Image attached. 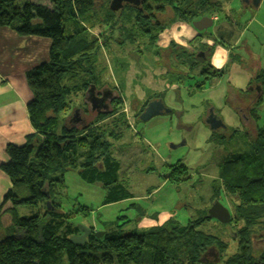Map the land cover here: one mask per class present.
Instances as JSON below:
<instances>
[{
    "label": "trees",
    "instance_id": "obj_1",
    "mask_svg": "<svg viewBox=\"0 0 264 264\" xmlns=\"http://www.w3.org/2000/svg\"><path fill=\"white\" fill-rule=\"evenodd\" d=\"M72 1L74 7L68 13L69 0H25L23 4L18 0H0L1 26L10 27L21 36L51 39L48 60L26 72L33 93L27 109L34 132L23 144H7L8 158L0 165L11 182L0 201V223L9 225L0 236V264H64L65 257L68 264H264V117L259 113L264 103V69L249 87L230 90L226 96L227 103L242 116L247 140L242 150L241 147L240 151L230 152L218 164V177L211 180L212 203L216 199L223 202L222 195L233 203L232 219L223 225L235 232L229 235V230V236L226 235L237 243L235 252L227 254L230 246L227 237L200 229L213 219L208 212L186 223L170 218L144 232L122 234L108 230L98 237L92 231L84 244L70 241L72 235L82 234L73 222L74 216H87L89 207L65 209L62 196L66 171L77 169L86 181L100 182L108 193L105 204L118 202L133 197L126 181L139 164L137 157L141 154L135 151L136 146H132L131 152L130 143L121 142L115 149V142L123 139L124 129L129 127L121 110L124 101L119 92L109 96L108 109L100 108L93 113V106L79 103L72 108L76 93L84 92L90 101L94 91L102 96L111 92L110 85L101 80V74L95 77V71L89 67L95 64L92 57L102 46L100 38L88 34V28L78 16L82 14L89 21L94 20L90 14L96 0ZM224 2L144 0L143 8L129 5L115 12L105 1L102 6H107L108 12L102 21L112 25L110 36L103 34L104 42L115 32L120 38L124 30L119 28L129 31L127 20H136L134 26L139 24L144 35L150 33L151 43L155 44L159 34L170 25L160 21L152 25L158 13L170 7L174 20L193 23L222 11ZM196 40L200 38L192 43ZM205 47L201 49L206 50L205 57H199L197 50L191 52L175 42L169 46L175 61L184 56L187 62L188 57L192 69L201 68L203 80L198 86L225 75L224 69L211 64L205 66L203 62L210 61L212 52ZM155 98L162 97L154 95L139 113ZM169 167L171 181L191 178L185 163L179 161ZM38 204L43 209L32 215L18 214L19 206Z\"/></svg>",
    "mask_w": 264,
    "mask_h": 264
},
{
    "label": "rangeland",
    "instance_id": "obj_2",
    "mask_svg": "<svg viewBox=\"0 0 264 264\" xmlns=\"http://www.w3.org/2000/svg\"><path fill=\"white\" fill-rule=\"evenodd\" d=\"M69 1L66 9L68 13L74 7L73 1ZM105 1L109 2L96 0L95 8L90 14L94 20L89 21L82 14L78 16L88 28V34L100 38L102 43L96 56L92 57L95 64L91 63L89 67L95 71V77L101 74V80L111 87L110 94L104 97V103L108 104L109 96L116 92L120 93L124 101L121 110L126 114L129 127L124 129L123 139L115 142V149L117 151V146L123 142L130 143L131 152L134 148L132 146H136L135 151L141 152L137 157L140 159L139 164L127 176L126 181L133 197L105 204L108 193L100 182H88L80 176L77 169H69L65 174L63 205L65 209L78 210L80 206H88V215L76 214L73 222L77 225L94 226L97 231L109 230L122 234L144 232L170 218L186 223L189 219L198 218L208 212L212 205L211 180L218 177V164L229 157L230 152L240 151L247 140L242 116L227 103L226 96L229 94L230 84L246 89L250 75H257L264 67V0L259 5H255L252 0H225L226 10L219 12L221 19L214 21L209 29L213 34L207 33L209 37L218 35L216 27L223 23V18L229 12L233 23L243 26L250 24L251 20L253 23L241 34L239 46L233 49L231 63L224 69L225 75L222 78L208 79L202 86H198L203 80L200 67L192 69L191 61L188 57L187 62L183 60L184 56L176 58L175 61L168 45L163 48L158 45L160 38L163 41L164 33H168L167 38L175 33V22H182L174 20L172 8L168 7L163 13H158L160 22L170 25L159 34L155 44L151 43L150 33L144 35L139 24L134 26L136 20H127L131 29L129 31L119 28L124 30L120 38L115 32L110 41L107 39L104 42L106 36L103 34L110 36L109 26L112 25H106L102 21L108 12L107 6H102ZM18 2L23 4L25 0ZM234 3L236 8H233L235 5L228 6ZM244 5V10L239 8ZM228 7L233 9L229 10ZM68 20L71 21L72 18L69 17ZM240 32L238 28L237 33ZM226 41L234 43V39ZM207 47L210 48L209 45ZM188 50L195 53L197 47L189 46ZM199 52L204 53L205 50H198L197 55ZM203 63L206 67L209 64L215 66L212 60ZM257 87L255 86L256 89ZM250 88L253 89L252 86ZM94 93L97 95L95 91ZM156 94L161 95L165 105L172 111L144 121L139 112L146 101ZM74 98L76 102L72 105L73 109L76 103L82 106L88 104L89 108L93 106V113L101 108L87 101L84 92L76 93ZM215 110L216 114L222 116L225 128L212 129L208 124V115L215 114ZM259 113L263 118L264 104L261 105ZM111 120L112 118L107 122ZM179 161L189 166L191 178L171 181L169 166ZM221 199L232 211L233 203L224 195ZM42 206L21 205L17 211L20 216H30L43 209ZM8 226L0 223V236ZM200 229L228 238L230 246L227 254L237 250V243L228 237L235 233L230 226L212 219ZM261 249L262 247L259 251ZM64 264H68L66 257Z\"/></svg>",
    "mask_w": 264,
    "mask_h": 264
},
{
    "label": "crops",
    "instance_id": "obj_3",
    "mask_svg": "<svg viewBox=\"0 0 264 264\" xmlns=\"http://www.w3.org/2000/svg\"><path fill=\"white\" fill-rule=\"evenodd\" d=\"M235 3L228 6L232 7ZM224 5L223 12L227 7L226 1ZM229 7L230 10L236 8L237 5L233 8ZM239 8L244 10L246 6ZM216 17L218 21L221 19L219 13L216 14ZM223 19H225L223 23L216 27L219 31L218 35H213V37L207 35L208 32L213 34L209 30L211 28L205 33L197 30L192 23L175 22V33L171 34L165 41L160 38L158 45L162 48L166 45L169 47L173 41L188 49L189 46L197 47V51L206 49L204 45H209L212 51L210 61L212 60L215 67L225 69L231 63L233 49L239 46L241 34L248 28V25H252L253 20L244 26L233 23L230 12ZM238 28L241 30L240 33H237ZM197 38L200 40H196L195 44L192 43ZM226 39H234V43H228ZM190 42L194 45H191ZM50 48L51 39L48 37L21 36L12 28L0 25V165L8 158L7 144H23L27 141L28 135L34 132L27 109L28 102L33 98V93L28 85L26 72L39 63L47 61ZM256 76L255 73L250 75L247 86ZM234 89L244 88L230 84L229 91ZM214 112L217 117L222 119L221 115L216 114V110ZM10 186L9 178L0 168V201Z\"/></svg>",
    "mask_w": 264,
    "mask_h": 264
},
{
    "label": "water",
    "instance_id": "obj_4",
    "mask_svg": "<svg viewBox=\"0 0 264 264\" xmlns=\"http://www.w3.org/2000/svg\"><path fill=\"white\" fill-rule=\"evenodd\" d=\"M115 0H113L114 2ZM120 1V0H118ZM129 2L134 0H127ZM249 1V0H247ZM255 5H259L261 0H252ZM121 2V1H120ZM113 7V6H112ZM115 9V8H113ZM193 26L199 30L200 32H206L210 27L213 26L214 20L211 16L205 15L199 19H196L193 21ZM257 90L260 91L261 87L258 86ZM105 95L101 97L102 100H104ZM172 109L168 108L163 99L161 98H155L151 100L144 111L141 113L140 118L144 121L151 119L152 117L163 114L165 112H171ZM208 124L213 128H219V127H226L225 123L222 121L221 118L217 117L214 114H209L208 116ZM208 216L220 221L221 223H229L232 219V213L230 209L223 204L222 201L219 199H216L212 205L208 208ZM78 227L82 231V234H74L70 237V241L75 244H84L87 242V236L92 231H95L96 235L98 237H101L105 231H97L91 227L85 226L83 224H79Z\"/></svg>",
    "mask_w": 264,
    "mask_h": 264
},
{
    "label": "flooded vegetation",
    "instance_id": "obj_5",
    "mask_svg": "<svg viewBox=\"0 0 264 264\" xmlns=\"http://www.w3.org/2000/svg\"><path fill=\"white\" fill-rule=\"evenodd\" d=\"M120 1L115 0L113 2V0H109V8L112 11L119 12V11L125 9L129 5L135 6L137 8H143V4H144V0H134V1H131V2H129L127 0H120ZM113 8H115V9H113ZM159 17L160 16H157V18H154L153 19V23L159 22L160 21ZM205 54H206V52H204V53L203 52H199L198 56L199 57H205ZM101 97H102L101 95H98V94L96 95L93 92L92 95L90 96V102H92L94 104V106H98V107H101V108H106L107 104L104 103V100H102Z\"/></svg>",
    "mask_w": 264,
    "mask_h": 264
},
{
    "label": "bare ground",
    "instance_id": "obj_6",
    "mask_svg": "<svg viewBox=\"0 0 264 264\" xmlns=\"http://www.w3.org/2000/svg\"><path fill=\"white\" fill-rule=\"evenodd\" d=\"M209 16H211L212 18H213V20L215 21V20H217V17H216V14H214V15H209ZM167 32L166 33H164V35L162 36V38H163V40L165 41L166 39H167ZM215 115V114H214ZM209 116V115H208Z\"/></svg>",
    "mask_w": 264,
    "mask_h": 264
}]
</instances>
